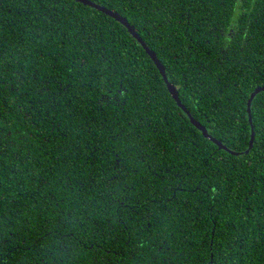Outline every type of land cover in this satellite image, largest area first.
I'll return each instance as SVG.
<instances>
[{"label": "trees", "instance_id": "16d2710c", "mask_svg": "<svg viewBox=\"0 0 264 264\" xmlns=\"http://www.w3.org/2000/svg\"><path fill=\"white\" fill-rule=\"evenodd\" d=\"M0 0V264H264V0Z\"/></svg>", "mask_w": 264, "mask_h": 264}, {"label": "water", "instance_id": "95a60500", "mask_svg": "<svg viewBox=\"0 0 264 264\" xmlns=\"http://www.w3.org/2000/svg\"><path fill=\"white\" fill-rule=\"evenodd\" d=\"M79 3H82L84 5L90 6L92 8H95L98 11L103 12L104 14L112 17L113 19H115L116 21H118L119 23H121L123 26H125V28L127 29V31L139 42V44L143 47L144 51L148 54V56L150 57V59L153 61V63L155 64L156 68L158 69L165 85L166 88L169 92V94L171 95V97L173 98V100L176 102L177 106L179 108L182 109V111H184V113L187 115L189 121L191 122V124L193 126H195L197 129H199L201 131V133L209 138L214 144H216L218 146V148L223 149L231 154H239L241 152L238 151H234V150H230L225 144H223L220 140H218L217 138L213 137L211 134L208 133L207 129L205 128L204 125H202L196 118H194L190 111L185 107V105L181 102L179 96H178V92L175 88V86L168 81L167 76L165 74L164 71V66L161 64V62L159 61V59L156 57L155 53L153 50H151L146 43L144 42V40L141 38V36L137 33V31L134 29V27L132 25H130L127 21L126 18H124L123 16H121L119 13H117L116 11H113L111 9H109L108 7L101 5L95 1L92 0H75ZM260 91H264V86H257L254 88V90L249 94V97L246 101V112H247V116H248V122L250 125V138H249V142H248V146L247 148L244 150V153H247L252 145H253V141H254V127L252 124V119H251V109H250V105H251V101L253 99V97Z\"/></svg>", "mask_w": 264, "mask_h": 264}]
</instances>
